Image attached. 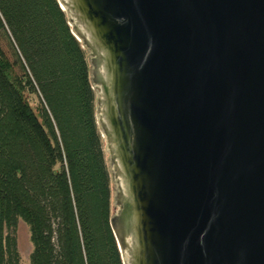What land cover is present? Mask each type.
Instances as JSON below:
<instances>
[{"label":"water","instance_id":"95a60500","mask_svg":"<svg viewBox=\"0 0 264 264\" xmlns=\"http://www.w3.org/2000/svg\"><path fill=\"white\" fill-rule=\"evenodd\" d=\"M89 52L125 264H264V0H60Z\"/></svg>","mask_w":264,"mask_h":264},{"label":"trees","instance_id":"16d2710c","mask_svg":"<svg viewBox=\"0 0 264 264\" xmlns=\"http://www.w3.org/2000/svg\"><path fill=\"white\" fill-rule=\"evenodd\" d=\"M60 0H0V264H125L89 52ZM28 93L42 98L38 112Z\"/></svg>","mask_w":264,"mask_h":264},{"label":"rangeland","instance_id":"374dc122","mask_svg":"<svg viewBox=\"0 0 264 264\" xmlns=\"http://www.w3.org/2000/svg\"><path fill=\"white\" fill-rule=\"evenodd\" d=\"M28 99L31 106L36 112H38L39 107L42 103V98L39 94L28 93ZM18 237H19V249L22 256V264H29V256L32 252V244L30 241V234L28 227L24 223H20L18 227Z\"/></svg>","mask_w":264,"mask_h":264}]
</instances>
